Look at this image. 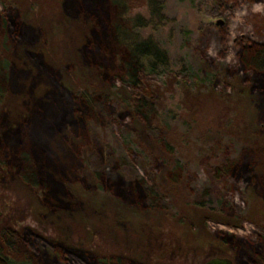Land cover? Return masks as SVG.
<instances>
[{
  "label": "rangeland",
  "instance_id": "obj_1",
  "mask_svg": "<svg viewBox=\"0 0 264 264\" xmlns=\"http://www.w3.org/2000/svg\"><path fill=\"white\" fill-rule=\"evenodd\" d=\"M162 1L163 25L138 38L155 39L168 64L130 87L115 79L120 51L105 0L87 14L72 10L75 0H0V15L18 17L23 30L15 40L0 22L10 71L0 101V227L124 264H241L238 243L247 241L264 257V101L241 70L242 46L264 43V0ZM123 2L131 21L148 18L147 0ZM95 12L108 15L106 37L95 38ZM81 91L94 98L88 109L75 98ZM59 92L72 96L83 125L60 117ZM139 97L154 105L149 125L134 113ZM10 135L44 159L55 197L50 180L22 181ZM244 162L251 173L241 180L215 170ZM225 233L237 243L224 244ZM44 249L50 260L33 264H55Z\"/></svg>",
  "mask_w": 264,
  "mask_h": 264
},
{
  "label": "trees",
  "instance_id": "obj_2",
  "mask_svg": "<svg viewBox=\"0 0 264 264\" xmlns=\"http://www.w3.org/2000/svg\"><path fill=\"white\" fill-rule=\"evenodd\" d=\"M76 5L73 7V3L70 5L74 12L81 14L89 13L94 4H99L104 0H75ZM107 4L106 8L110 12L113 11L110 19L108 15L103 12V18L101 19L100 12H95V18L99 22L100 29L96 32L94 31L95 38L99 39L100 33L102 37L108 35V31L105 28L106 19L108 18L110 22H107L108 27L112 33V39L114 44L118 47L119 56L117 61V68L119 74L115 76V79L122 84H125L130 87H137L139 84V78L142 75H150L157 73L158 71L164 69L168 64V56L166 51L161 48L159 43L150 36L140 39L138 30L150 28L156 30L163 25L166 17L163 13L164 4L162 0H147L148 6V18H143L141 16H135L131 21L125 16L127 10L123 0H105ZM103 4V3H102ZM93 5V6H91ZM102 8V7H101ZM104 11V6H103ZM99 18L101 20H99ZM102 21V22H101ZM0 22L3 25V28L6 32L10 34L15 40L16 37H22V23L18 20V17L8 15H0ZM132 22V23H130ZM242 72L244 71V81L250 84V88L256 92L264 101V43L260 44H247L242 46ZM9 62L7 59L3 58L0 60V101L3 99V95L6 90V84L9 79ZM54 78V77H53ZM75 98L79 99L82 102L83 106L88 109V106H93L94 98L92 95H89L85 91L77 92ZM58 107L60 111V117L68 115L70 122L74 126H81L84 124V119L75 114L78 109L72 105V96H67L62 92L58 93ZM154 105L151 102H148L145 98L139 97L134 101L133 110L146 125L150 124V119L152 118L154 110ZM68 108V111H67ZM73 111V112H72ZM87 117V115H86ZM56 121V120H55ZM54 121V122H55ZM2 122V114L0 112V124ZM48 125V128L54 129L59 126V121ZM54 123V124H53ZM19 135V133H15ZM10 135V141L14 147H16V152L19 154L15 157V167L19 171V176L22 181L30 186H37L40 183H46L50 177L46 174L44 168L46 163L41 156H38L37 153L31 154L25 149V142L15 138ZM20 136V135H19ZM17 136V137H19ZM34 155V156H33ZM5 161L0 157V166L2 169L5 167ZM20 164V165H17ZM3 166V167H2ZM179 165L176 163L175 168L170 171V181L175 182L179 178L178 169ZM249 163L244 162L243 165H232L230 163L226 165L224 170L215 169L217 173H225L226 175H231V177L241 180L242 175L249 171ZM177 177V178H176ZM47 178V179H46ZM248 177L246 179H250ZM51 196L55 197V194L59 192L57 188L56 181H51ZM146 196L150 195L145 189ZM148 191H151L148 189ZM152 192V191H151ZM25 235V236H24ZM24 236V237H23ZM36 238L28 230L23 233H18L8 226L0 227V264H33V257H39L42 255L43 259L50 260L46 257L45 249L50 248L53 251V256L55 258V264H124L119 257H100L94 256L90 257L86 254L80 253L79 251L69 249L67 247H62L56 243H47L43 240H33ZM219 238L224 244L228 243V239L236 241V237L233 235L223 234ZM241 244L243 249L238 252L244 254L247 257V261H244L241 264H255L258 261L264 264V257L257 252L256 248L250 242L238 243ZM23 247V248H22ZM28 247V248H27ZM237 248H240L236 245ZM250 254H248V252ZM23 251V255H20L19 252ZM20 255V256H19ZM89 255V254H88ZM256 261V262H255Z\"/></svg>",
  "mask_w": 264,
  "mask_h": 264
},
{
  "label": "water",
  "instance_id": "obj_3",
  "mask_svg": "<svg viewBox=\"0 0 264 264\" xmlns=\"http://www.w3.org/2000/svg\"><path fill=\"white\" fill-rule=\"evenodd\" d=\"M216 23L221 24V20H216ZM204 264H233L232 261L225 257H213L205 261Z\"/></svg>",
  "mask_w": 264,
  "mask_h": 264
}]
</instances>
